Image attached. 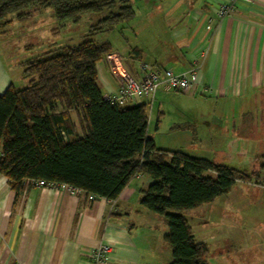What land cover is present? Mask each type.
<instances>
[{"label": "crops", "instance_id": "0c3cea01", "mask_svg": "<svg viewBox=\"0 0 264 264\" xmlns=\"http://www.w3.org/2000/svg\"><path fill=\"white\" fill-rule=\"evenodd\" d=\"M225 2L130 0L134 17L128 27L133 40L126 41V47L121 49L104 40L112 46L110 55L118 56V60L111 61L106 55L96 63L97 84L103 95L119 88L117 72L139 78L141 63L173 72L197 65L204 88L198 87L190 92L191 96L206 97L213 104L200 108L205 114L191 118L185 130H191L195 144L211 141L216 137L212 125L219 113L223 119H219L218 126H225L230 139H240L241 135L232 130L244 123L249 112L264 109V0H252L251 4L237 1L231 13L215 18V9ZM209 17L214 18L212 23H208ZM10 83L0 59V93ZM159 91L152 100L138 96L126 104L147 102L154 107L157 95L171 94V90ZM158 122L159 119L155 123L157 131ZM172 128L171 133H175L182 126L174 123ZM251 158L252 153L249 162ZM150 181L139 174L116 199L108 200L86 198L82 191L72 194L66 184L28 186L16 191L0 174V264H168L167 230L157 227L160 214L139 202L141 190ZM246 183L253 185L255 192L259 188L256 193H264V188L254 181ZM227 195L228 192L206 203L203 210L218 200L225 201L222 197ZM238 237L247 242L250 235ZM105 243L112 246V251L105 261L96 262L90 252Z\"/></svg>", "mask_w": 264, "mask_h": 264}, {"label": "trees", "instance_id": "16d2710c", "mask_svg": "<svg viewBox=\"0 0 264 264\" xmlns=\"http://www.w3.org/2000/svg\"><path fill=\"white\" fill-rule=\"evenodd\" d=\"M44 8L60 23L106 11L89 34L134 17L130 0H0V22L8 24L10 14L26 19ZM111 52L108 41L86 39L20 63L27 85L10 83L0 93V174L16 191L26 178L42 179L79 188L86 198L108 200L133 177L146 175L151 181L139 202L165 216L169 264H210L207 244L194 238L183 214L168 210L210 203L236 181L259 184L264 165L248 171L156 147L147 134L148 103H111L98 87L96 63Z\"/></svg>", "mask_w": 264, "mask_h": 264}, {"label": "rangeland", "instance_id": "374dc122", "mask_svg": "<svg viewBox=\"0 0 264 264\" xmlns=\"http://www.w3.org/2000/svg\"><path fill=\"white\" fill-rule=\"evenodd\" d=\"M105 15L106 11L87 13L78 21L67 20L63 23L56 20L50 8L35 11L21 20L14 14L8 15L6 19H11L8 24L0 22V59L9 74L10 82L16 88L26 86L28 78L23 77L20 63L52 48L76 45L86 39L99 42L108 40L116 49L125 48L126 41L130 43L133 40L128 21L118 23L110 30L89 34L91 25ZM156 99L157 105L154 107L148 104V115L149 136H153L158 147L182 150L192 156L214 159L248 171L257 170L260 164L264 165V109L258 113L249 112L244 123L242 122L243 125L240 123L232 130L241 135L240 139H230L225 126H218L219 119L223 118L222 114L217 113L219 119H214L212 125L216 137L211 141L207 139L203 143L195 144L191 130H185V126L191 122V118H199L205 114L200 108L210 107L213 103L206 97L195 99L190 92L174 90H171L169 96L157 95ZM159 110L162 114H158ZM72 116L75 120L73 113ZM157 119L158 131L155 129ZM174 123H179L182 129L171 133ZM242 150H247V153H242ZM250 153L252 158L249 162ZM261 179L262 184L255 185L264 188V168L261 170ZM253 190V185L236 181L227 197H222L225 201L214 202L207 211L203 210L206 206L204 204L186 210L169 209L168 212L181 213L189 219L194 238L208 246L207 259L210 264H264V193H256L259 188L256 192ZM159 217L161 222L157 223L158 229L167 230L165 216ZM204 222L206 224H201ZM244 233L250 235L247 242L238 237ZM168 250L169 264L170 247ZM241 250L248 252L241 253Z\"/></svg>", "mask_w": 264, "mask_h": 264}, {"label": "built area", "instance_id": "2783aa9c", "mask_svg": "<svg viewBox=\"0 0 264 264\" xmlns=\"http://www.w3.org/2000/svg\"><path fill=\"white\" fill-rule=\"evenodd\" d=\"M237 1H243L249 4L252 3V0H227V2L219 4L215 9V18L231 13ZM213 20V17H209L208 23H212ZM107 57L111 61L118 58V56L110 54L107 55ZM140 71L141 75L139 78L127 72H117L116 75L120 81L119 88L116 92L105 94V99L111 103L124 105L138 96L152 100L153 96L160 89L192 92L198 87L204 88L200 82L199 68L197 65H193L181 72H173L168 68H158L148 63H141ZM28 186L56 187L58 184L47 182L42 179L26 178L24 180V187ZM68 189L72 194L81 192L79 188L69 185ZM89 198H92V196H89ZM111 251L112 246L105 243L92 249L90 255L96 262H101L108 258Z\"/></svg>", "mask_w": 264, "mask_h": 264}]
</instances>
